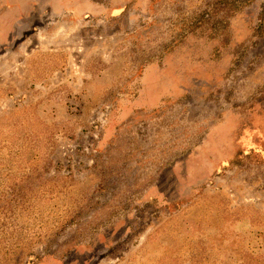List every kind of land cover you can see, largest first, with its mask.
<instances>
[{"label":"rangeland","instance_id":"rangeland-1","mask_svg":"<svg viewBox=\"0 0 264 264\" xmlns=\"http://www.w3.org/2000/svg\"><path fill=\"white\" fill-rule=\"evenodd\" d=\"M171 82L187 114L132 119ZM186 117L109 175L110 134ZM0 264H264V0H0Z\"/></svg>","mask_w":264,"mask_h":264},{"label":"crops","instance_id":"crops-1","mask_svg":"<svg viewBox=\"0 0 264 264\" xmlns=\"http://www.w3.org/2000/svg\"><path fill=\"white\" fill-rule=\"evenodd\" d=\"M160 83L162 82H157L152 85V87H162ZM187 86V83L181 84L178 82H171V84H169V92L164 94V97L168 96L167 99L160 95L158 97L154 96L152 99L154 101L144 102L145 97L143 98V96L130 100L131 108L129 110V115L135 121L141 117H144L147 121H152V118L156 117V111H158L161 115L164 114L163 116L165 117H171L168 114L172 113L173 119L179 120L177 116H181L182 113L187 114V107L193 106L191 99H184L179 95L180 92L182 93L188 88ZM147 87H150L148 83ZM123 101H125V99ZM168 106L173 107L172 112L168 110ZM204 121L206 122V120ZM193 122V120L186 117L183 127L166 126L164 129L160 127V130L155 133H148L149 136H147V138L146 136L140 135L137 131L138 129L134 127L127 132H113L109 135V175L121 181L130 178L133 180H140L144 176H150L152 178L148 173H154L156 170L155 164L161 161L160 156H164L168 159L172 153L171 148L174 146L175 141H170L177 137H182V139L187 141L188 138L193 137ZM142 163L151 164L152 166L149 168L146 167V170H143L139 168V165ZM123 182L118 186L124 187Z\"/></svg>","mask_w":264,"mask_h":264}]
</instances>
